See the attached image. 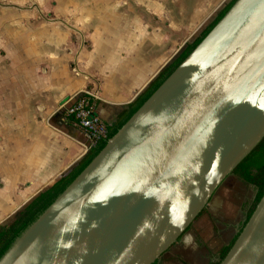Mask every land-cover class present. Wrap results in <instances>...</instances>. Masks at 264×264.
Segmentation results:
<instances>
[{
    "label": "water",
    "instance_id": "95a60500",
    "mask_svg": "<svg viewBox=\"0 0 264 264\" xmlns=\"http://www.w3.org/2000/svg\"><path fill=\"white\" fill-rule=\"evenodd\" d=\"M264 138V0H236L0 264H158ZM220 264H264V195Z\"/></svg>",
    "mask_w": 264,
    "mask_h": 264
},
{
    "label": "crops",
    "instance_id": "0c3cea01",
    "mask_svg": "<svg viewBox=\"0 0 264 264\" xmlns=\"http://www.w3.org/2000/svg\"><path fill=\"white\" fill-rule=\"evenodd\" d=\"M175 1L167 0L165 20L181 19L179 29L185 30H204L215 19L209 22L208 13L218 14L231 2L219 0L208 11L217 0H184L178 8ZM118 11L121 16L123 11ZM142 11L147 15L160 13V6L152 0L151 6H144ZM139 21H114L103 27L60 21L0 24V205L22 207L12 221L93 148L89 136L65 116V102L85 92L95 94L98 113L110 127L177 57L175 52L168 54L164 45L158 47L159 36L139 35V29L151 24ZM80 29L107 32L97 37L94 33L91 38L87 33L81 39ZM199 34L192 41L186 40L185 46ZM139 36L150 37L151 42L141 63ZM222 207L220 196L183 236L173 252L177 255H164L158 264H179L180 250L190 252L193 264L206 259L197 257L199 252L210 255L207 264L215 261L222 245L217 248L218 239L208 227V219L229 221L219 217ZM197 237L209 243L205 253L200 251Z\"/></svg>",
    "mask_w": 264,
    "mask_h": 264
},
{
    "label": "rangeland",
    "instance_id": "374dc122",
    "mask_svg": "<svg viewBox=\"0 0 264 264\" xmlns=\"http://www.w3.org/2000/svg\"><path fill=\"white\" fill-rule=\"evenodd\" d=\"M154 1H157L159 4L160 13H149L147 15L142 9L144 6L150 7L152 0H0V24L12 22L60 21L76 23L77 25H80V27H84V23L86 22L96 24L98 27H103L104 24H108V22H118L122 20V22L127 21V23H134L143 20L145 24H147L146 22L151 24L149 27L146 25L143 30L139 29V35L159 36L161 43H158V47L160 46L159 48H162V45H164V50H166L168 54L175 52L174 54L176 57L185 47L186 40L190 39V41H192L194 37L203 30L179 29L182 21L181 19H176L174 17V20L172 18H169V21L165 20V18H168L166 15L167 12L165 14L164 11V7H169V4H166L167 0ZM182 1L184 0H176L175 8H178L177 5H180ZM209 1L211 0H208V2ZM218 1L219 0L213 2L211 6L209 5L208 7L210 9L208 11H210L214 7L213 5ZM222 8L223 6H221L219 10ZM118 10L120 12L123 11L121 12L123 13L121 16L120 14H116V11ZM174 10L177 14L176 9ZM208 14L209 22L217 16V12H209ZM140 27L141 25L139 23V28ZM79 32V36L82 39L87 33H90L89 37L91 38L94 33L97 37L99 34H103L107 31L104 29H80ZM144 36H139V63L145 59L144 54L148 50L147 44H151L149 41L150 37L145 38ZM157 37L155 38L158 39ZM254 191L253 187L243 182L240 178L235 175H230L214 194L212 201H215L217 197L222 196L223 206L226 208L222 207L219 217L223 219H226L227 217L229 219V221H223L219 218H216L217 220L215 221L210 217L208 219V227H212V234L218 239L216 242L217 248L222 245L218 250L217 255L224 246L231 243L237 234L241 222L244 219L245 207L254 196ZM212 201L210 202V205ZM7 208L8 207L0 205V228L12 223L16 214L22 209L19 205ZM207 212L208 210L206 208V211L192 223L190 229L184 234V236L193 229L195 225H197L199 220L205 216ZM226 224H228V226ZM182 238L183 237H181V239ZM179 242L170 248L164 255H177L173 254V252L175 251V247H178ZM196 243L198 244L200 251L205 253V248L209 243L205 244L201 237L196 238ZM189 255V251L180 250L178 252V256L181 257L179 264H193V257H189ZM217 255H215V259H217ZM198 256L202 258L204 256L206 257V259L202 260L201 264L208 263L210 255L200 254L199 252L197 257Z\"/></svg>",
    "mask_w": 264,
    "mask_h": 264
},
{
    "label": "trees",
    "instance_id": "16d2710c",
    "mask_svg": "<svg viewBox=\"0 0 264 264\" xmlns=\"http://www.w3.org/2000/svg\"><path fill=\"white\" fill-rule=\"evenodd\" d=\"M236 0H232L224 9L219 12L216 18L199 34V36L177 55V57L167 65L149 86L128 106L119 116L118 121L109 127L107 139L98 142L88 154L71 170L62 177L52 187L40 193L29 205H27L9 225L0 228V260L19 238L67 189V187L78 177V175L91 163V161L106 146L107 142L121 129L126 122L142 107V105L153 95V93L164 83L173 71L188 57L197 45L208 35L213 27L223 18ZM243 182L254 188V196L245 207L244 219L238 229L237 234L227 246H224L218 253L217 259L210 264H220L237 240L245 225L252 216L262 196L264 195V138L255 149L236 167L233 174ZM206 208L199 214V218ZM196 218V219H197ZM191 227V226H190ZM185 231V233L190 229ZM184 233V234H185ZM181 239V237H180ZM179 239V240H180Z\"/></svg>",
    "mask_w": 264,
    "mask_h": 264
},
{
    "label": "built area",
    "instance_id": "2783aa9c",
    "mask_svg": "<svg viewBox=\"0 0 264 264\" xmlns=\"http://www.w3.org/2000/svg\"><path fill=\"white\" fill-rule=\"evenodd\" d=\"M65 116L78 125L91 139L93 147L100 141L107 139L109 125L98 113L96 96L85 92L73 97L63 105Z\"/></svg>",
    "mask_w": 264,
    "mask_h": 264
}]
</instances>
